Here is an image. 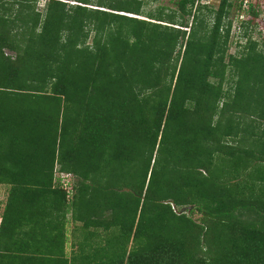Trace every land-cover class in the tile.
<instances>
[{
  "label": "trees",
  "instance_id": "1",
  "mask_svg": "<svg viewBox=\"0 0 264 264\" xmlns=\"http://www.w3.org/2000/svg\"><path fill=\"white\" fill-rule=\"evenodd\" d=\"M197 1L0 0V183L76 176L85 228L70 260L21 255L3 217L0 264H264L259 5L229 53L232 0Z\"/></svg>",
  "mask_w": 264,
  "mask_h": 264
},
{
  "label": "crops",
  "instance_id": "2",
  "mask_svg": "<svg viewBox=\"0 0 264 264\" xmlns=\"http://www.w3.org/2000/svg\"><path fill=\"white\" fill-rule=\"evenodd\" d=\"M73 178L76 183L78 178ZM54 188L32 184L12 192V185L0 183V224L4 217L7 230L15 231L14 242L8 235L6 242L17 249L16 254L51 258L63 252L61 256L70 260L78 252L85 228L82 221L73 219L74 193L64 200Z\"/></svg>",
  "mask_w": 264,
  "mask_h": 264
},
{
  "label": "rangeland",
  "instance_id": "3",
  "mask_svg": "<svg viewBox=\"0 0 264 264\" xmlns=\"http://www.w3.org/2000/svg\"><path fill=\"white\" fill-rule=\"evenodd\" d=\"M46 0H38V7L42 9L44 7ZM220 0H199L198 3H207L209 5H213L216 7ZM244 1V0H243ZM249 4H253L258 2L259 5V17L257 18V25L253 26L249 30V35L252 36L253 39L257 40L258 42L262 43L264 41V0H248ZM196 2V3H197ZM233 7L230 13V19L232 20V25L239 24V20H237L238 16L241 14V10L236 8V5L240 2V0H232ZM159 6H165L168 8H174V0H144V8L146 11L148 10H155ZM195 10V5L193 7ZM248 16L245 15V18ZM244 19V18H243ZM243 32H245V28L241 33L234 32V29L231 33L230 43H229V53H236L239 50H242L247 42L248 35L244 36Z\"/></svg>",
  "mask_w": 264,
  "mask_h": 264
},
{
  "label": "built area",
  "instance_id": "4",
  "mask_svg": "<svg viewBox=\"0 0 264 264\" xmlns=\"http://www.w3.org/2000/svg\"><path fill=\"white\" fill-rule=\"evenodd\" d=\"M250 4L248 0H244L242 3V9H241V14L240 16H238L237 20H239V24H234L232 25L231 28V33L234 29V32L237 33H241L243 30V27L241 25V21L242 20H246L249 18V14H248V10H249ZM245 15H247L248 17L245 18ZM244 18V19H243ZM56 179L59 182V186L63 187L66 189L68 196L71 195V193L73 192V183H74V178L71 174L69 173H65V172H61V171H57L55 173Z\"/></svg>",
  "mask_w": 264,
  "mask_h": 264
},
{
  "label": "water",
  "instance_id": "5",
  "mask_svg": "<svg viewBox=\"0 0 264 264\" xmlns=\"http://www.w3.org/2000/svg\"><path fill=\"white\" fill-rule=\"evenodd\" d=\"M191 208H193V206L183 207V208L181 209V212H185L186 210L191 209Z\"/></svg>",
  "mask_w": 264,
  "mask_h": 264
}]
</instances>
